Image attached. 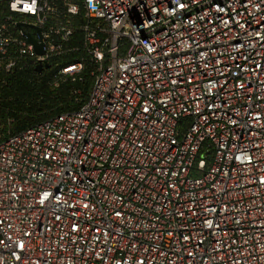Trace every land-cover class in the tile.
Here are the masks:
<instances>
[{
  "label": "built area",
  "instance_id": "1",
  "mask_svg": "<svg viewBox=\"0 0 264 264\" xmlns=\"http://www.w3.org/2000/svg\"><path fill=\"white\" fill-rule=\"evenodd\" d=\"M4 2L2 73L94 82L0 142V264H264V0Z\"/></svg>",
  "mask_w": 264,
  "mask_h": 264
},
{
  "label": "trees",
  "instance_id": "2",
  "mask_svg": "<svg viewBox=\"0 0 264 264\" xmlns=\"http://www.w3.org/2000/svg\"><path fill=\"white\" fill-rule=\"evenodd\" d=\"M4 10L6 2L0 0V15ZM74 28L73 43H78L82 32L79 24ZM76 57V53H70L55 58L41 72L34 67L18 68L10 75L0 71V142L60 114L78 111L87 102L94 82L90 67L84 69L82 81L53 84L56 66Z\"/></svg>",
  "mask_w": 264,
  "mask_h": 264
},
{
  "label": "water",
  "instance_id": "3",
  "mask_svg": "<svg viewBox=\"0 0 264 264\" xmlns=\"http://www.w3.org/2000/svg\"><path fill=\"white\" fill-rule=\"evenodd\" d=\"M40 32V30H38ZM27 38L29 41L33 42V43H36L35 40L29 35V34H26ZM36 51L37 53L41 54L43 53V47L41 44H37L36 43ZM49 67V64H45L44 66L43 65H38L36 70L41 72L43 71L44 68H48Z\"/></svg>",
  "mask_w": 264,
  "mask_h": 264
}]
</instances>
